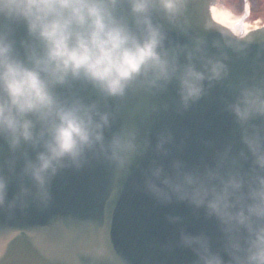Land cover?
Listing matches in <instances>:
<instances>
[{"label": "clouds", "instance_id": "obj_1", "mask_svg": "<svg viewBox=\"0 0 264 264\" xmlns=\"http://www.w3.org/2000/svg\"><path fill=\"white\" fill-rule=\"evenodd\" d=\"M189 0H0V139L15 153L21 151V175L35 187H20L8 204L27 206L28 197L45 203L48 184L58 170L80 167L88 153L102 154L123 167L141 150L137 133L121 130L105 137L111 114L98 102L62 97L57 89L71 82L94 88L101 99L122 97L130 89L156 92L178 82L181 107L204 94V82L227 76L224 51L210 54L208 44L173 45L165 25L183 29ZM209 28L213 25L210 23ZM22 28L24 39L15 40ZM221 32L226 47L247 34ZM212 47L221 48L220 41ZM184 53L185 61L180 60ZM229 109L242 126L251 161L247 172L185 170L155 166L145 189L161 203L173 199L203 208L223 234L224 255L211 250L203 234L181 232L180 244L197 256L196 264H264V85L241 87ZM171 139L161 135L158 150ZM31 149L34 158L26 149ZM14 169L15 160L11 162ZM8 181L0 175V209ZM175 222L178 217H170ZM227 256V259H225Z\"/></svg>", "mask_w": 264, "mask_h": 264}, {"label": "water", "instance_id": "obj_2", "mask_svg": "<svg viewBox=\"0 0 264 264\" xmlns=\"http://www.w3.org/2000/svg\"><path fill=\"white\" fill-rule=\"evenodd\" d=\"M217 5L218 0H189L183 29L165 25L173 45L191 48L196 38H202L210 54L224 51L228 56L227 76L205 81L204 94L186 109L181 107L175 80L156 92L136 88L107 99L82 82L57 89L64 98L78 96L108 111L106 138L121 130L137 133L141 150L123 167L90 152L80 167L62 168L51 178L47 202L30 196L26 207L17 203L9 208L20 187L33 193L35 187L20 174L22 150L14 153L0 139V175L8 181L7 199L0 209V264H196L197 256L180 244L181 232L203 234L211 250L224 255L220 225L205 209L176 199L161 203L144 186L153 167L172 171L177 161L190 171L222 165L225 174L247 172L250 167L251 161L240 157L246 151L242 126L228 105L241 87L264 85V24L246 29L242 19L225 25L214 16ZM217 29L247 35L233 38L232 46L226 47ZM14 38L19 47L26 38L22 28ZM214 41H220V49L212 47ZM180 60L185 61L184 53ZM251 123L264 126V117ZM162 134L171 139L158 150ZM26 150L34 158L35 153ZM170 217L179 219L172 222Z\"/></svg>", "mask_w": 264, "mask_h": 264}, {"label": "flooded vegetation", "instance_id": "obj_3", "mask_svg": "<svg viewBox=\"0 0 264 264\" xmlns=\"http://www.w3.org/2000/svg\"><path fill=\"white\" fill-rule=\"evenodd\" d=\"M226 3H228L232 8L234 12H238L240 10L241 12L245 9V2L244 0H224ZM249 11L251 9H256V3L254 0H247ZM253 7V8H252ZM251 13V11H250Z\"/></svg>", "mask_w": 264, "mask_h": 264}, {"label": "rangeland", "instance_id": "obj_4", "mask_svg": "<svg viewBox=\"0 0 264 264\" xmlns=\"http://www.w3.org/2000/svg\"><path fill=\"white\" fill-rule=\"evenodd\" d=\"M215 16H216L217 18H219L220 16H225V17H226V16H227V12H226V11H223V10H221V9H220V10H216V11H215ZM226 18H227L228 21H232V18H230L229 16H227ZM253 19H254V20H252V21H251V20L248 21V23H250V24H248V27L254 26L253 23H255V22L257 21V18H254V17H253ZM256 24H257V23H256Z\"/></svg>", "mask_w": 264, "mask_h": 264}]
</instances>
